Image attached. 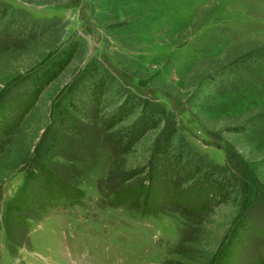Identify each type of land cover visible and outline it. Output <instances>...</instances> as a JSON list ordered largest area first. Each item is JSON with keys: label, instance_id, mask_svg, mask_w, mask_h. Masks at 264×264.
I'll return each instance as SVG.
<instances>
[{"label": "rangeland", "instance_id": "1", "mask_svg": "<svg viewBox=\"0 0 264 264\" xmlns=\"http://www.w3.org/2000/svg\"><path fill=\"white\" fill-rule=\"evenodd\" d=\"M0 5L57 19L66 44L59 53L78 45L36 114L16 135L0 131V264H264V224L256 223L264 222V0ZM2 31V79L50 64L41 47ZM238 47L245 59L235 78L197 69L226 67ZM31 89L24 81L6 98ZM62 110L76 121L72 131L58 124ZM145 123L158 126L129 148ZM175 129L178 174L187 163L200 174L148 178L156 144ZM56 133L61 146L52 148ZM208 171L230 183L225 198L194 188ZM165 182L166 192L158 185ZM244 184L255 187L256 206L241 204ZM242 215L245 240L224 250Z\"/></svg>", "mask_w": 264, "mask_h": 264}, {"label": "trees", "instance_id": "2", "mask_svg": "<svg viewBox=\"0 0 264 264\" xmlns=\"http://www.w3.org/2000/svg\"><path fill=\"white\" fill-rule=\"evenodd\" d=\"M3 26H6L7 32L11 33L12 36L21 39L25 45L32 46L33 48L41 47V49L45 51L43 52L46 53V54L43 53L42 55L43 58L46 56L43 62L51 61L49 65L44 66L42 69H40L39 72L32 71V73H30L29 71V73L25 75L23 78H21L20 76L21 73L15 74L12 77L6 79L5 78L2 79L0 75V91L2 90L1 91L2 94L0 95V131L12 136L18 133L20 127L25 123L28 117L33 116L34 113L36 114L38 109L37 105L40 102L41 94L50 85H52L59 77L63 75L67 66L72 62L73 58L76 57L78 45L75 42L73 43L71 42L70 44L68 43L69 45L67 44V47L64 48L62 51H60L59 53L57 51V47L64 45L66 46V44L64 43V41L61 40H60L61 42L59 41L60 32H61L60 30L62 29L60 28V22L57 19H51V20L44 19L39 21L32 18V15L29 14L27 11L18 9L11 12V8L2 7V5H0V35L3 32L2 31ZM58 41L60 42V44H58ZM241 48L238 47L239 52H236L234 50L230 52L231 54L228 53L226 55V58L224 60L225 63H227L226 67L225 65L223 67L220 66L217 67L215 65L214 66L201 65V68L198 66L197 69L199 70L203 68L202 72L204 71L206 72L207 70L210 71L215 70L216 71L215 74L217 75L223 72H228L230 73L229 78L233 79L236 76V72H238L240 69V64L245 59L244 57L245 52L241 51L242 50ZM54 54H56V56ZM9 58L11 59V57ZM32 70H36V69L33 68ZM24 81H30L32 87L31 91L27 93L19 94L15 96L13 99H7L6 98L7 95L11 91L12 92L16 91L19 88L20 83H23ZM222 83L226 84V82L225 83L222 82ZM6 92H8V94ZM59 117L60 118L58 120V124H61L62 128H64L66 131H72V129L76 125V121L72 117V115L68 111L62 110L59 112ZM115 126L117 125L114 122H112L108 130L113 129ZM150 126L151 127L148 126V128L146 127L144 129L142 126V128H140L139 130V135L136 138L134 137L135 139L131 137L129 139L128 144L126 145L129 148L130 146H133L134 143H137L140 138L145 136L148 130L153 128L155 129L158 126V123H151ZM203 126H204L203 129L206 132L209 131V129L206 128L205 125ZM236 129L238 130V132L239 131L244 132L243 130L241 131V129L238 128ZM175 130L176 131L169 132L166 137L162 138V140L156 144L155 152L158 161L157 163H155L154 166H151L152 169L149 168L145 169V171L146 170L150 171L151 175L148 178L151 179L152 177H154L161 179V177L168 175L172 171L173 174L175 175L178 174L177 171L178 166L181 167L180 165L182 164L183 157L181 153L174 152L175 154L174 158L172 156L173 154H171L172 152L171 148L173 147V140L175 139L176 136H178V132H177L178 129ZM219 134L221 133L219 132ZM59 135L60 133H56L53 135L51 139L52 148H59L61 146L59 145L60 144L59 141L62 140V138ZM262 166L264 167V162L262 163ZM247 169H248V173L246 172L247 174L254 175V173L249 167H247ZM145 171H142V173H144ZM200 171L201 168L199 166L193 165L191 163L189 164L187 163L186 166H183V170L181 169L179 170L178 175H182V179L187 182L193 180L197 175H199ZM135 176H132L131 179L134 178ZM183 183L184 182H182V184ZM172 184L173 187H171L170 190H172L176 186L175 183L172 182ZM158 185H160L164 189V191L169 188V187L167 188V185L169 186V183L167 182ZM228 185H230L229 182H222L220 181V179L216 177L215 171L213 172L208 171L202 178H200L199 184L194 188L195 189L200 188L201 191L202 188H204L208 192V196L212 195L213 193H218L224 196L225 198L226 190H227L226 188L228 187ZM177 190H179L178 187ZM170 192H173V196H176L175 191H170ZM240 193L241 194L238 195L241 196L240 197L241 204L243 205L252 204L253 206L256 203L257 191L255 190L254 186H249L244 184L242 186V191ZM178 195L180 196V194ZM27 196H29V194ZM222 198L223 197H221V199ZM212 204L213 203H211L210 205ZM180 207H184V205L182 206L180 205ZM205 208L206 206L203 205L202 209L197 210V212L198 213L203 212L205 211ZM247 220L248 218L245 215H242V217L237 220L236 222L237 225L236 226L234 225L233 228L230 229L233 230L232 236L226 242L224 250L230 251L231 249L236 248L238 244L243 243V241L245 240V233L249 231V224H248L249 220L248 221ZM256 223L258 225L264 224L263 220L259 222L256 221Z\"/></svg>", "mask_w": 264, "mask_h": 264}]
</instances>
